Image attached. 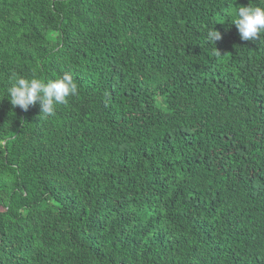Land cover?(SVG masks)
<instances>
[{"label":"trees","instance_id":"trees-1","mask_svg":"<svg viewBox=\"0 0 264 264\" xmlns=\"http://www.w3.org/2000/svg\"><path fill=\"white\" fill-rule=\"evenodd\" d=\"M251 2L0 0V264H264V37L231 24ZM66 71L51 116L6 97Z\"/></svg>","mask_w":264,"mask_h":264},{"label":"clouds","instance_id":"clouds-1","mask_svg":"<svg viewBox=\"0 0 264 264\" xmlns=\"http://www.w3.org/2000/svg\"><path fill=\"white\" fill-rule=\"evenodd\" d=\"M231 24H235L242 40H261L264 37V0L240 6L235 10ZM221 39L222 33L215 27L207 31V40L215 46L216 55L221 54L216 47V42ZM8 80L10 86L6 89V97L14 108L27 111L39 102L41 114L45 116L53 115L57 106L67 104L69 97L78 93V84L72 73L67 71L52 79L12 72Z\"/></svg>","mask_w":264,"mask_h":264}]
</instances>
